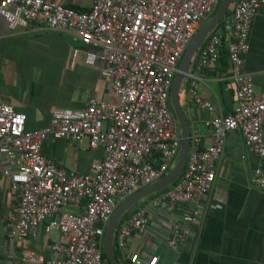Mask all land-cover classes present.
Returning a JSON list of instances; mask_svg holds the SVG:
<instances>
[{"label":"built area","instance_id":"1","mask_svg":"<svg viewBox=\"0 0 264 264\" xmlns=\"http://www.w3.org/2000/svg\"><path fill=\"white\" fill-rule=\"evenodd\" d=\"M221 1L92 0L88 9H77L49 0H0V16L10 30L41 25L73 31L89 48L83 51L85 64L103 62L101 76L117 98H89L82 108L53 110L49 124L37 130L26 129V115L0 98V154L7 160L2 174L19 194L10 239L34 236L39 227L62 237L51 242L48 258L30 252L24 262L105 264L104 229L118 204L163 177L177 160L181 133L170 104L171 83L185 47ZM233 1L228 29L218 25L205 36L182 84L186 102L212 111L197 89L195 72L203 77L218 63L225 41L235 104L228 113L202 120L208 144L203 134L190 130L179 177L148 199L152 207L180 208L167 239L172 249L184 246L190 226L204 211L202 198L213 186L228 132L237 130L244 149L258 157L250 184L264 193V93L254 90L252 76L243 70L250 30L264 0ZM78 52L72 49V60ZM48 137L75 144L85 139L89 149H102V158L91 164V173L66 169L43 154ZM134 206L116 226L118 250L149 224L145 206Z\"/></svg>","mask_w":264,"mask_h":264},{"label":"crops","instance_id":"2","mask_svg":"<svg viewBox=\"0 0 264 264\" xmlns=\"http://www.w3.org/2000/svg\"><path fill=\"white\" fill-rule=\"evenodd\" d=\"M77 9H88L92 0H49ZM234 1L228 10L229 16ZM226 16L218 28L228 29ZM79 52L72 60L71 51ZM89 49L71 30L55 31L41 25L8 29L0 16V98L26 115L25 128L37 130L49 124L53 110H76L89 98L116 102L109 82L101 76L103 62L89 66L84 50ZM243 70L252 76L254 90L264 93V11L254 17L249 34V49ZM197 76V89L208 100L212 111L200 110L186 102L185 87L180 98L190 130L196 129L209 143L202 120L231 111L235 104V84L230 77L224 46L218 63ZM264 139V133H263ZM42 152L66 169L91 173V164L102 158V149L91 150L83 139L79 144L48 137ZM258 157L244 149L237 130L227 133L221 159L216 163L215 180L204 194V211L190 226L184 246L172 249L167 239L180 214L179 207H152L150 196L136 203L145 206L150 216L145 231L135 232L119 252V262L127 264H264V193L250 184ZM7 160L0 154V264H31L22 257L30 252L48 258L52 241H62L59 232L36 234L11 240V217L19 203V194L10 189L2 171ZM82 213L83 209L69 206Z\"/></svg>","mask_w":264,"mask_h":264},{"label":"water","instance_id":"3","mask_svg":"<svg viewBox=\"0 0 264 264\" xmlns=\"http://www.w3.org/2000/svg\"><path fill=\"white\" fill-rule=\"evenodd\" d=\"M232 1L233 0H222L213 15L196 30L192 39L184 49L170 88V104L179 123L181 133L177 160L174 166L163 177L140 188L118 204L104 229L102 239V250L110 264H121L115 254L113 236L116 226L122 216L139 200L152 195L175 182L184 168L190 147V125L181 103L180 88L198 47L205 36L212 29L217 27L221 23L222 19L225 18Z\"/></svg>","mask_w":264,"mask_h":264},{"label":"trees","instance_id":"4","mask_svg":"<svg viewBox=\"0 0 264 264\" xmlns=\"http://www.w3.org/2000/svg\"><path fill=\"white\" fill-rule=\"evenodd\" d=\"M227 14H228V12H227ZM164 189H167V187L164 188ZM162 190H163V189H162ZM160 191H161V190H160ZM158 192H159V191H158ZM156 193H157V192H156ZM149 196H151V195H149ZM127 214H128V211L122 216L121 219H123ZM113 246H114L115 254H116L117 258L119 259V252H118V249L115 247V244H114V236H113ZM102 256H103V258L105 259V263L107 262V264H110L109 261H108V259H107V257L105 256L103 250H102Z\"/></svg>","mask_w":264,"mask_h":264},{"label":"rangeland","instance_id":"5","mask_svg":"<svg viewBox=\"0 0 264 264\" xmlns=\"http://www.w3.org/2000/svg\"><path fill=\"white\" fill-rule=\"evenodd\" d=\"M231 4H232V2H231ZM231 4H230V6H229V9H230V7H231ZM229 9H228V10H229ZM180 99H181V98H180ZM147 197H148V196H147ZM145 198H146V197H145ZM143 199H144V198H143ZM143 199H141V200H143ZM141 200H139L138 202H140ZM138 202H137V203H138ZM105 264H107V262H106Z\"/></svg>","mask_w":264,"mask_h":264}]
</instances>
